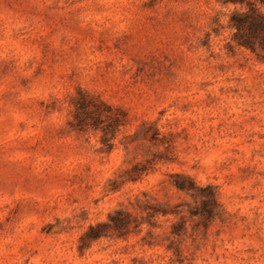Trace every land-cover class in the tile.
Listing matches in <instances>:
<instances>
[{"label": "rangeland", "instance_id": "1", "mask_svg": "<svg viewBox=\"0 0 264 264\" xmlns=\"http://www.w3.org/2000/svg\"><path fill=\"white\" fill-rule=\"evenodd\" d=\"M251 5L0 0V264H264Z\"/></svg>", "mask_w": 264, "mask_h": 264}, {"label": "trees", "instance_id": "2", "mask_svg": "<svg viewBox=\"0 0 264 264\" xmlns=\"http://www.w3.org/2000/svg\"><path fill=\"white\" fill-rule=\"evenodd\" d=\"M232 25L238 30L237 34H241L244 30H248L251 36H243L240 40V44L246 45L248 47H253L255 43V33L264 27V15L255 8L254 5H251L249 11L240 15H234V20ZM253 35V37H252ZM187 179V182L182 178L175 182L176 187L179 190L185 192H191L195 189V183L190 178ZM212 200L215 199L214 194H211Z\"/></svg>", "mask_w": 264, "mask_h": 264}]
</instances>
